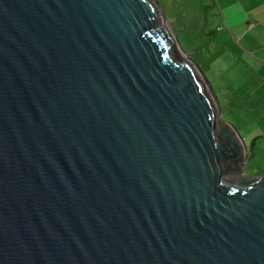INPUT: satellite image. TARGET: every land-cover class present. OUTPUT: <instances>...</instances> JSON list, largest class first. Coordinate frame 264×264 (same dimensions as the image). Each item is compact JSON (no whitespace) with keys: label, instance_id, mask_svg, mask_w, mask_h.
<instances>
[{"label":"water","instance_id":"95a60500","mask_svg":"<svg viewBox=\"0 0 264 264\" xmlns=\"http://www.w3.org/2000/svg\"><path fill=\"white\" fill-rule=\"evenodd\" d=\"M162 17L0 0V264H264V173Z\"/></svg>","mask_w":264,"mask_h":264},{"label":"rangeland","instance_id":"374dc122","mask_svg":"<svg viewBox=\"0 0 264 264\" xmlns=\"http://www.w3.org/2000/svg\"><path fill=\"white\" fill-rule=\"evenodd\" d=\"M155 1L158 9L163 12V20L176 34L178 42L180 41L179 46L182 49L184 47L186 54L195 60L209 80V85L219 102L223 120L232 123L245 141L247 156L242 168L243 174L254 176L264 173V137L255 135V128L259 124L264 128V122L256 118L262 111L239 108L246 105V101L243 103L247 99L246 96L257 98L254 93L239 98L242 89H248V80L242 77L245 65L240 60H235L232 53L224 50L226 45L219 47L213 41V35L210 37L208 34L209 29L214 31L219 24L215 16L218 9L215 0ZM207 15L209 16L206 19L204 16ZM216 56L220 58L215 60ZM247 118L249 122L243 124Z\"/></svg>","mask_w":264,"mask_h":264},{"label":"crops","instance_id":"0c3cea01","mask_svg":"<svg viewBox=\"0 0 264 264\" xmlns=\"http://www.w3.org/2000/svg\"><path fill=\"white\" fill-rule=\"evenodd\" d=\"M215 2L218 7L215 16L219 24L214 31L210 29L208 34L210 37L213 35V41L219 47L226 45L227 48L224 50L232 53L235 60L244 63L242 77L247 78L248 89H242L239 98L253 93L257 98L246 96L247 99L243 101V103L246 101V105L239 108L262 111L256 118L264 122V0H215ZM208 16L204 17L207 19ZM219 58L220 56H216L215 60ZM247 122L248 118L242 123ZM255 129L256 136L264 137L263 125L259 124Z\"/></svg>","mask_w":264,"mask_h":264},{"label":"bare ground","instance_id":"6f19581e","mask_svg":"<svg viewBox=\"0 0 264 264\" xmlns=\"http://www.w3.org/2000/svg\"><path fill=\"white\" fill-rule=\"evenodd\" d=\"M161 23H162L163 25H165L167 31L173 36V32H172L171 28H170L168 25H166V23H165V21L163 20V18L161 19ZM181 56L184 57L183 55H181Z\"/></svg>","mask_w":264,"mask_h":264},{"label":"trees","instance_id":"16d2710c","mask_svg":"<svg viewBox=\"0 0 264 264\" xmlns=\"http://www.w3.org/2000/svg\"><path fill=\"white\" fill-rule=\"evenodd\" d=\"M210 30V29H209ZM180 42V41H179ZM183 47V46H182ZM183 49H184V47H183Z\"/></svg>","mask_w":264,"mask_h":264}]
</instances>
